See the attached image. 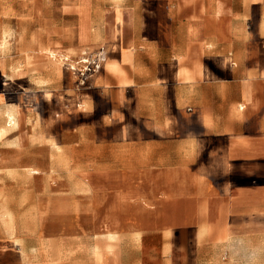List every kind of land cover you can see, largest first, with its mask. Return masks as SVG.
Returning <instances> with one entry per match:
<instances>
[{"label":"crops","instance_id":"1","mask_svg":"<svg viewBox=\"0 0 264 264\" xmlns=\"http://www.w3.org/2000/svg\"><path fill=\"white\" fill-rule=\"evenodd\" d=\"M58 1L0 0V264H264V0Z\"/></svg>","mask_w":264,"mask_h":264},{"label":"built area","instance_id":"2","mask_svg":"<svg viewBox=\"0 0 264 264\" xmlns=\"http://www.w3.org/2000/svg\"><path fill=\"white\" fill-rule=\"evenodd\" d=\"M82 64L84 66L81 70L80 81H81V85H86L87 80L91 76V74L95 73L97 70L100 69L101 63L100 60L98 61L85 60L82 62ZM71 69L75 70V67L71 66Z\"/></svg>","mask_w":264,"mask_h":264},{"label":"rangeland","instance_id":"3","mask_svg":"<svg viewBox=\"0 0 264 264\" xmlns=\"http://www.w3.org/2000/svg\"><path fill=\"white\" fill-rule=\"evenodd\" d=\"M56 2H59L58 0H56ZM58 7H60L59 5H58ZM60 57L58 56V59H59ZM66 61V60H65ZM65 61L64 62H62V64H63V66L65 67V68H69V70L71 69V66H73V67H75V70H72L71 69V71L72 72H74L75 73V75L76 76H78L79 78H81L80 77V75H81V70H82V68H83V64H80V65H77L75 62H72V61H66L67 63H65Z\"/></svg>","mask_w":264,"mask_h":264},{"label":"bare ground","instance_id":"4","mask_svg":"<svg viewBox=\"0 0 264 264\" xmlns=\"http://www.w3.org/2000/svg\"><path fill=\"white\" fill-rule=\"evenodd\" d=\"M51 54L54 55L53 52H51ZM64 59H65V58H64ZM83 61H85V60H83Z\"/></svg>","mask_w":264,"mask_h":264}]
</instances>
